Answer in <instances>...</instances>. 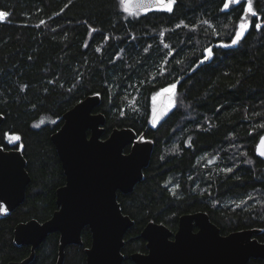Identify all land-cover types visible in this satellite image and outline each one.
<instances>
[{"label":"trees","instance_id":"trees-1","mask_svg":"<svg viewBox=\"0 0 264 264\" xmlns=\"http://www.w3.org/2000/svg\"><path fill=\"white\" fill-rule=\"evenodd\" d=\"M225 2L175 0L169 12L125 11L120 0H0L8 14L0 19V145L10 147L7 133L20 137L12 146L30 176L24 200L0 215V264L30 251L13 243L17 222L44 221L56 209L55 190L65 175L50 134L89 94L100 98L102 137L129 127L153 143L141 180L117 192L133 220L122 264H135L130 253L146 250L139 233L148 221L174 231L181 214L195 211L206 212L222 234L257 228L254 236L264 242V163L253 151L264 132L257 127L264 124V0H250L256 16L242 39L219 47L246 16V0L222 11ZM181 21L188 27H176ZM208 48L213 55L201 63ZM173 83L176 106L150 123L151 96ZM42 116L56 121L35 125ZM227 168L232 171H222ZM81 239L65 246L62 264H85L87 226ZM58 242L59 233H49L28 264H55Z\"/></svg>","mask_w":264,"mask_h":264},{"label":"water","instance_id":"water-1","mask_svg":"<svg viewBox=\"0 0 264 264\" xmlns=\"http://www.w3.org/2000/svg\"><path fill=\"white\" fill-rule=\"evenodd\" d=\"M159 0H124L128 11L156 7ZM100 98L89 94L62 114V123L50 134L65 181L55 190L56 209L44 221L30 218L13 227V243L28 245L29 254L5 264H28L38 244L51 232L59 233L55 264H62L68 244H82L81 230L87 226L91 241L85 264H122L124 233L133 220L124 214L117 192L127 193L141 180L153 143L137 136L129 127H114L102 137L105 117L96 111ZM3 116L0 114V124ZM264 132L253 151L264 163ZM129 146L128 150L125 147ZM30 176L19 148L0 146V215H8L25 197ZM196 226V230H194ZM243 228L221 234L204 211L183 213L175 232L165 224L148 221L139 235L146 252L130 254L135 264H246L250 258L264 259V242Z\"/></svg>","mask_w":264,"mask_h":264},{"label":"rangeland","instance_id":"rangeland-1","mask_svg":"<svg viewBox=\"0 0 264 264\" xmlns=\"http://www.w3.org/2000/svg\"><path fill=\"white\" fill-rule=\"evenodd\" d=\"M159 1H160V4L158 6H156V8H158V9H163L169 3V0H159ZM238 1L239 0H235V3ZM226 2L229 3V5L233 4L232 0H226ZM248 5H249V0H246L245 8L248 7ZM251 8H252V6H251ZM252 10H253V8H252ZM0 12H2V11H0ZM250 16H251V12L247 13L246 16L244 17V19H242L238 23V25L240 23H244V24L249 26ZM3 18H0V19H3ZM237 30H238V26H237ZM230 43L231 42H229L227 44H230ZM170 85L171 84L163 87L160 90H157L151 96V114H150V121L149 122L152 124L159 121L167 112H169L177 104V97H176L175 89H172L170 91H164L163 90L164 88L170 87ZM53 121H56V119L49 118L48 116H42L35 123V125H40V124L45 123V122L53 124L54 123ZM15 136H17V135L14 133H7L5 135V139L9 144H15L18 141H16L15 143L11 142L12 138ZM18 147L21 148V144H18Z\"/></svg>","mask_w":264,"mask_h":264},{"label":"snow or ice","instance_id":"snow-or-ice-1","mask_svg":"<svg viewBox=\"0 0 264 264\" xmlns=\"http://www.w3.org/2000/svg\"><path fill=\"white\" fill-rule=\"evenodd\" d=\"M120 2L123 3L124 0H120ZM242 2H243V0H241V3ZM174 3H175V0H169V3L163 9H160V10H166V11L171 12V11H173V4ZM232 3H235V0H232ZM65 7H67V5H65ZM229 7H230L229 3L226 2V3H224L223 8L221 10L222 11L227 10V9H229ZM124 10L127 11V8H125ZM61 11H63V9ZM244 11H245V14L251 12L252 16H256V12L253 11L252 8H251L250 0H249L248 7H246L244 9ZM7 15L8 14L6 12H0V18H3L5 16H7ZM241 19H244V17L242 16ZM43 23H44V21H41V24H43ZM204 23H207V21H205ZM181 25H183L184 27H188V25H184L183 21H181V24H178L176 27H180ZM209 27H211V25H209ZM247 27H248V25H246L244 23H240L238 25V30L235 32L234 37L231 38V43L230 44L221 43L218 46L219 47H230V46L236 45L242 39L244 33L247 31ZM255 27H256L257 30H259L261 28V24L260 23H256ZM161 35H163V33H161ZM165 47L167 48L168 46L165 45ZM205 51L207 52V55H205L203 57V60L200 61L201 63H203L205 60L210 59L212 57V55H213V49L208 48V49H205ZM169 55H171V53H169ZM161 71L163 72V70H161ZM177 83H178V81H177ZM175 87H176V83H173V84L170 85V87L164 88L163 90L164 91H170L172 89H175ZM121 115H124L123 111L121 112ZM53 122H55V121H53ZM257 127L264 128V124L257 125ZM19 140H20V137L17 135V136L12 138L11 142L15 143L16 141H19ZM261 143H264V137H261ZM259 154L264 156V152H261ZM248 163H251V161H248ZM222 171L231 172L232 169L231 168H227V169H223ZM249 198H251V197H249ZM242 203H243V201H242Z\"/></svg>","mask_w":264,"mask_h":264},{"label":"flooded vegetation","instance_id":"flooded-vegetation-1","mask_svg":"<svg viewBox=\"0 0 264 264\" xmlns=\"http://www.w3.org/2000/svg\"><path fill=\"white\" fill-rule=\"evenodd\" d=\"M6 140V139H5ZM9 144V143H8ZM10 145V147H8V148H16V147H13L12 145H14V144H9ZM1 146V145H0ZM2 147V146H1ZM2 148H4V147H2ZM8 148H5V149H8ZM177 224H178V221H177ZM177 228V227H176ZM170 229V228H169ZM194 230H196L197 228H196V226H194V228H193ZM171 230V229H170ZM176 230V229H175ZM175 230L173 231V230H171L172 232H175ZM222 234V233H221ZM227 234V233H226ZM145 247H146V244H145ZM147 251V249L145 250V251H139V252H146ZM132 253V252H131ZM130 253V254H131ZM29 254V253H28ZM26 257V256H25ZM23 259V258H22ZM21 260V259H20ZM9 261H18V260H9ZM8 261H6L5 263H7ZM56 262V261H55ZM5 263H3V264H5ZM247 264V263H246Z\"/></svg>","mask_w":264,"mask_h":264}]
</instances>
